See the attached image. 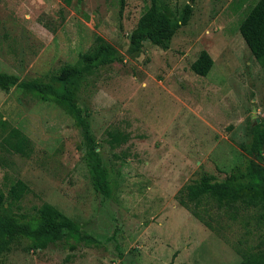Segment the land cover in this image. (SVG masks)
<instances>
[{"label": "rangeland", "instance_id": "1", "mask_svg": "<svg viewBox=\"0 0 264 264\" xmlns=\"http://www.w3.org/2000/svg\"><path fill=\"white\" fill-rule=\"evenodd\" d=\"M257 1L156 0L175 20L189 5L187 25L166 48L145 42L128 55L130 33L150 0H126L123 7L120 0H73L71 7L61 0H0V71L38 78L76 63L97 37L123 57L74 85L112 182L105 200L93 187L71 115L0 85L1 190L22 180L32 191L26 207L46 202L92 238L74 251L63 242L31 252L20 241L0 264H239L236 248L255 246L264 233L256 222L260 211L232 220L214 206L211 229L176 195L204 174L223 180L242 167V146L252 127L264 124V67L239 32ZM43 22L58 27L53 33ZM201 51L213 61L206 77L191 70ZM109 133L121 136L118 146L110 147Z\"/></svg>", "mask_w": 264, "mask_h": 264}, {"label": "trees", "instance_id": "2", "mask_svg": "<svg viewBox=\"0 0 264 264\" xmlns=\"http://www.w3.org/2000/svg\"><path fill=\"white\" fill-rule=\"evenodd\" d=\"M61 1L65 7H71L73 2V0ZM125 1L120 0L121 7L124 6ZM76 2L78 4L81 0ZM190 15L191 7L185 5L179 18L175 20L160 10L156 0H150L149 6L130 33L127 54L139 53L145 42L166 48L177 30L187 25ZM43 26L53 33L58 27L46 22H43ZM239 32L255 60L264 67V0H258L248 11L239 25ZM122 60L123 57L112 45L103 38L97 37L94 45L81 53L76 63L66 64L38 78L21 80L14 74L0 71V85L3 88L15 87L23 99L30 98L41 103L53 102L63 107L75 120L82 131L85 161L93 187L103 200L111 196L112 182L97 152L98 144L86 116L75 102L74 85L79 79L91 75L100 67ZM212 64L210 55L206 51H201L192 63L191 70L200 77H206ZM10 134L15 135L16 132L11 131ZM17 137H19L17 145L24 146L25 139L19 134ZM109 137L108 143L111 148L118 146L122 141L121 136L115 133H109ZM8 149L1 145L3 152L10 153ZM242 149L247 155L242 167L231 169L223 180L204 174L197 182L184 186L176 195L178 203L190 210L208 228H214L212 223L215 220L211 211L215 206L218 211L225 213L232 220H236L241 211L256 209L260 211L256 220L257 225L264 229V166L262 165L264 124L259 123L252 127L250 143L242 146ZM0 162L3 165L2 160ZM3 179L8 181L7 174ZM30 194L32 191L29 186L18 178L10 181L6 193L0 188V259L4 254L14 250L20 241H24L26 250L31 252L47 250L63 242L68 244L69 251H74L77 244L92 239L80 224L46 202L38 206L26 207L24 201ZM200 207L203 209H201L202 213ZM107 241L114 239L109 238ZM116 246L118 247V244ZM263 246L264 233L259 236L255 246L245 249L237 247L236 252L241 257L239 264H264Z\"/></svg>", "mask_w": 264, "mask_h": 264}]
</instances>
